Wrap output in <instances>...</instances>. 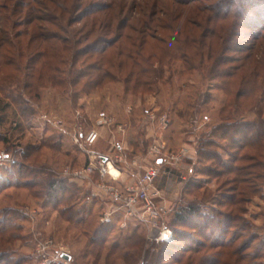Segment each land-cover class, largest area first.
Here are the masks:
<instances>
[{"label":"trees","instance_id":"16d2710c","mask_svg":"<svg viewBox=\"0 0 264 264\" xmlns=\"http://www.w3.org/2000/svg\"><path fill=\"white\" fill-rule=\"evenodd\" d=\"M95 2L0 0V89L7 83L33 91L49 84L64 87L68 83L77 86L85 82L82 89L85 95L109 84H122L126 93L143 95L154 92L160 85L171 86L175 77L193 76L197 72L217 82L218 90L227 97L221 104V122L203 132L196 151L199 163L211 162L214 166L196 171V162L185 194L202 188V180L208 183L227 173H236V177L223 183V186L233 185L229 192L213 197L212 201L186 202L182 198L173 223H180L196 235L192 238L184 234L192 245L182 249L186 255L175 261L176 264H264V241L244 217L246 206L253 199H264V183L256 185L264 180V175L253 172L258 168L264 170V161L256 160L264 149V108L261 107L264 105V61L255 59L254 54V42L264 40V0H133L131 9L128 0ZM76 8L81 13L79 17L69 18ZM231 18V26H225L223 22ZM81 23L83 27L76 29ZM238 28L250 30L253 41L248 47H228L238 37ZM93 37V43L81 48ZM229 53L238 56L232 57ZM23 59L27 60L25 67ZM68 66L69 71L64 69ZM23 72L25 81L20 83ZM66 74L68 80L63 77ZM11 98L21 104L17 98ZM198 100L196 104H189L181 99L173 106L168 117L169 127L174 124L175 128L168 130V139L177 133L172 116L180 122L187 121L214 101L206 95ZM245 114L256 118L249 119ZM137 138L131 140L135 149L142 142L140 135ZM246 150L256 154L242 155ZM8 151L16 158L27 157L26 153ZM84 161V165L88 164L89 158L85 157ZM77 162L80 161L76 156L72 167ZM24 169L20 163L0 169V195L8 188L44 184L46 208L51 205L57 210L69 201L73 203L60 213L62 217L67 216L69 223L85 226L94 217H101L105 201L96 197L93 190L84 189V185L44 166ZM243 172L246 176L239 178ZM205 176L207 179H203ZM123 217V212H117L94 228L88 252L95 254L97 262L111 264L116 257V261L129 264L147 251L144 264H163L164 255L174 257L164 247L182 248L181 237H176L172 245L163 243L156 251L144 250L143 246H148L144 225L130 219L122 228ZM19 218H23L19 211L3 209L0 236L20 230L22 227L15 223ZM243 238L246 240L241 243ZM0 264H9L5 255H0Z\"/></svg>","mask_w":264,"mask_h":264},{"label":"rangeland","instance_id":"374dc122","mask_svg":"<svg viewBox=\"0 0 264 264\" xmlns=\"http://www.w3.org/2000/svg\"><path fill=\"white\" fill-rule=\"evenodd\" d=\"M102 1L106 2V0H94L95 3ZM131 3H133V0H128L130 9L132 7ZM133 10H135L134 7ZM4 13H8V10ZM80 14L79 9L76 8L69 18L77 19ZM132 22L134 23V21ZM223 23L225 26L230 27L233 20L231 18ZM83 25L84 23H81L75 27L80 29ZM249 31L245 28H238V37L229 42L227 44L228 47H235V45L248 47L251 45L253 40ZM94 40L95 37L85 41L81 48H86ZM254 44H256L255 59L257 58L260 62L264 61L262 59L264 40L261 39L254 42ZM229 55L232 57L238 56L234 53H229ZM26 61V59L21 60L24 67ZM235 65H238V63ZM178 66L180 65L178 64ZM64 69L69 71L70 66L64 67ZM24 73L20 74V83L23 80L25 81ZM63 77L67 80L69 78L67 74ZM173 81L171 86L160 85L154 92L143 95L126 93L122 84L105 85L103 88L93 91L90 95L82 93L85 82L77 86H71L68 83L64 87L49 84L46 88H39L33 91H24L23 86L18 88L17 85L11 83L4 84V88L0 89V100L2 101L0 105V152L10 155L13 153L8 150L18 151L21 154L26 153L27 157L19 155L16 158L12 155L16 160V164L24 165V171H26L27 167L37 169L44 166V168L51 169L58 175H64L68 168L79 170L84 167V159L81 162H77L75 167H72L74 157L77 155V149L83 154L87 151L89 156L97 153L99 149L98 141L102 139L103 132L108 129L115 136V145L119 144L122 138L128 142V140L138 139L137 136L139 135L142 137L141 147L138 149L131 148L126 154L113 145L114 158H122L127 163L119 165L120 173L124 171L128 174H138L139 171H142L140 167L136 169L131 166V162L133 163L135 159H137L135 161L140 162V165L150 167V164L152 165L150 150L155 142L154 139H159L162 144L163 142L165 143L162 158L172 159V157L181 156L185 150L184 144L191 141L196 154L198 139L201 138L203 132L213 129L215 125L221 122V104L227 97L224 92L218 90L217 82L205 79L199 72L194 73L193 76L175 77ZM205 95L211 96L214 101L209 106L201 109L202 112L200 111L199 115L184 122H180L172 116L175 119L176 132L178 134H175L173 150L169 152L170 146L165 139L169 126L164 128L159 122H152L149 119V115L151 113L169 115L173 106L181 99H185L189 104H196L199 102L198 99L203 98ZM258 95L261 96L262 94L259 92ZM11 97L17 98L21 104L14 103ZM247 105L250 106L251 103H247ZM261 107L264 108V105ZM245 116L249 119L256 118L255 115L245 114ZM100 121H103L102 125ZM92 130L98 132V140L95 144L88 145L86 144L85 136ZM105 142L106 140H103V145L106 146ZM180 144L181 147H179ZM262 150L263 152L259 155L260 158L256 160L264 161V149ZM241 154L254 155L256 153L253 150H246L241 152ZM184 155H188L187 151ZM182 159L183 157L176 164H173L172 160L169 159V163L177 165L181 163ZM196 162H198L197 156L193 164L195 165ZM210 166H214V164L212 165L211 162H198L196 171ZM159 169L162 172V168L160 167ZM253 172L264 175V170L260 168L253 170ZM245 176V172L239 174V178ZM45 177L41 175V178L46 179ZM235 177L236 173H227L219 177V179L211 180L208 183L205 182L206 180H202V188L192 190L189 192L190 195L183 197H185L186 202L194 201L195 199L203 200V202L212 201L213 197H221L222 193L229 192V188L233 185L230 183L223 186V183L228 182L227 179L230 181L235 179ZM203 179H207V177L205 176ZM263 183L264 180H261L256 182V185L263 186ZM84 186V189H90L88 186ZM44 189L45 185L39 184L28 188H8L1 193L0 212L5 208H12L19 211L20 216L23 218L15 221L17 225L22 227L20 230H11L5 236H0V239L2 238L0 240V255H5V259L9 261V264H17L18 261H20V263L18 262L19 264H40L44 257H41L37 251L46 244V246L48 245L51 248V253L59 251L70 255L71 260H66L68 264H103V261L97 262L95 254L89 255L90 253L88 252L90 236H92L94 228L101 223V217H94L85 226H80L75 222L69 223L67 216L66 218L62 217L60 213L65 207H71L73 203L69 201L58 207L57 210H53L51 205L46 208L44 206V197H46L45 193L47 191ZM156 197L157 194L153 196V199L155 200ZM158 204L163 205L162 203ZM246 207L247 213L244 217L252 225L253 232L264 241V199L257 197ZM76 209H78L77 206L74 210L76 211ZM167 211L168 208L166 207V214L163 216L161 224L163 222L171 230L172 238L170 242H151L147 239L148 231L144 226V237L148 246L144 245L143 249L146 250L148 248L149 251L155 249L156 251L158 245L163 243H171L172 245L174 240L181 237L179 242L181 249L174 250V248H170L172 246L164 247L174 257H169L167 254L164 255L163 264H176L175 260L186 255L182 252V249L192 245L185 235H191L193 238L196 234L182 227L180 223H173L176 210L169 215H167ZM175 232H177L176 235L174 234ZM116 233V235H119V232ZM12 234L17 237H13ZM115 234H113L112 238H115ZM198 238L202 239L199 234ZM245 240L243 238L241 243ZM153 244L156 245L154 246ZM258 244L259 242L255 245ZM40 246L41 248H39ZM145 252L144 254L146 255ZM144 254L140 253V258L138 256L135 262L129 264H144ZM72 258L74 259L73 262ZM116 259L114 257L111 264H122ZM234 262L235 260L232 261V263ZM183 264H186V262Z\"/></svg>","mask_w":264,"mask_h":264},{"label":"built area","instance_id":"2783aa9c","mask_svg":"<svg viewBox=\"0 0 264 264\" xmlns=\"http://www.w3.org/2000/svg\"><path fill=\"white\" fill-rule=\"evenodd\" d=\"M149 119L152 122H159L164 128L169 126V117L166 114L155 115L151 113ZM100 124L102 125L103 121H100ZM85 137L86 144L93 145L98 140V132L92 130ZM154 140L155 142L150 150V158L152 159L150 167L140 165L139 161H135L137 159L133 163L131 162V166L136 169L140 167L142 170L137 175L139 177L137 185L131 184L124 188L119 187L116 184L121 175L119 165L127 163L122 158H113L110 161L107 157L98 153L91 154L88 164L84 165L81 169L73 170L68 168L64 176L92 188L95 194L106 202L107 208L102 221L110 220L113 214L121 211L124 214L120 224L122 228L127 226L128 220L137 219L147 229L148 240L151 242H170L172 232L167 226L161 224L162 218L166 214V207L156 203L153 199V196L157 194L154 192V185L156 179L161 174V169L159 168L162 163L164 161L165 163H169L172 160L173 164H176V162L185 156L186 150L182 152L181 156L169 158L170 160L165 159L162 158L165 143L163 142L162 144L159 139ZM15 164L16 160L12 155L0 152V169ZM50 249L45 244L43 248L37 251L41 257H44L40 264H68L62 257L63 252L54 251V253H51Z\"/></svg>","mask_w":264,"mask_h":264},{"label":"crops","instance_id":"0c3cea01","mask_svg":"<svg viewBox=\"0 0 264 264\" xmlns=\"http://www.w3.org/2000/svg\"><path fill=\"white\" fill-rule=\"evenodd\" d=\"M173 128H175L174 124L173 125L171 124L168 130L171 131V129H173ZM168 130L166 131V135L170 132V131L168 132ZM171 136H173L174 138L169 137V139H168V137L165 136V139L167 140V143L170 146V148H173L172 146L175 143V141H174L175 135L172 134ZM120 138H122V137H120ZM114 139H115V136L111 133V131H108V129H106V131L103 132V134H102V139L98 141L99 142L98 143L99 149H98L97 153L99 155H103L104 157H107L110 161H112L114 158L113 145H115V141H116ZM103 140H106V142H105L106 146L103 145ZM191 142H189L190 144L189 143L184 144L183 147L187 151L188 155L183 157L180 164L171 165V163L166 164L165 161L162 163V165H161L162 172H161L160 176L155 181L154 192L157 193V197L155 199V202L156 203H162L165 207L168 208L167 215L174 213V211L177 210L178 206L180 205V202L182 201L183 196H186L185 190H184L185 189L184 185H186V183L193 177V174H194L195 165L193 163L196 159V154H195V150H194V147L192 146ZM108 146H110V147L107 149ZM115 146H117L118 150L121 149V151H123L125 154H126V152H129L131 150V148H134L131 145V140L130 141L128 140V142H126L125 139H123V138L121 139L119 144H116ZM179 147H181V144ZM86 154H87V151L84 154L82 152H80L79 154L77 153L76 156L79 158V161L81 162V161H83V159H85V157L89 156V154H87V155ZM172 166H174V167H172ZM121 173H122V175H121L120 179H118V181L116 182V184L119 187L124 188L128 185H131V184L137 185L139 183V177L137 176L138 174H136V173L135 174H128L124 171H122ZM90 189L92 190V188H90ZM94 194H95V192H94ZM95 196L98 197L101 201L103 200L99 196H97L96 194H95ZM103 204H104V209H103L102 215H101V222H104V221H102V217H103L104 212L107 208L106 203L104 202ZM162 225H164L163 222H162ZM164 226H166V225H164ZM120 227H121V225H120Z\"/></svg>","mask_w":264,"mask_h":264},{"label":"water","instance_id":"95a60500","mask_svg":"<svg viewBox=\"0 0 264 264\" xmlns=\"http://www.w3.org/2000/svg\"><path fill=\"white\" fill-rule=\"evenodd\" d=\"M62 257L67 260V261H70L71 260V256L70 255H67V254H63Z\"/></svg>","mask_w":264,"mask_h":264},{"label":"bare ground","instance_id":"6f19581e","mask_svg":"<svg viewBox=\"0 0 264 264\" xmlns=\"http://www.w3.org/2000/svg\"><path fill=\"white\" fill-rule=\"evenodd\" d=\"M113 171H114V170H113ZM114 173H115V174H117V172H116V171H114Z\"/></svg>","mask_w":264,"mask_h":264}]
</instances>
